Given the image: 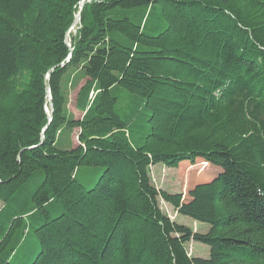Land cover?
<instances>
[{"label": "trees", "instance_id": "trees-1", "mask_svg": "<svg viewBox=\"0 0 264 264\" xmlns=\"http://www.w3.org/2000/svg\"><path fill=\"white\" fill-rule=\"evenodd\" d=\"M83 1L0 0V264L26 231L40 238L31 264H264V0H85L73 27ZM154 19L166 26L151 35ZM76 72L89 78L81 119L63 86ZM118 87L150 112L139 144ZM64 128L81 130L78 147L58 148ZM199 159L221 169L187 198L153 184L151 166ZM83 166L104 168L93 188ZM40 171L30 201L1 219Z\"/></svg>", "mask_w": 264, "mask_h": 264}, {"label": "rangeland", "instance_id": "rangeland-1", "mask_svg": "<svg viewBox=\"0 0 264 264\" xmlns=\"http://www.w3.org/2000/svg\"><path fill=\"white\" fill-rule=\"evenodd\" d=\"M166 24L161 20L154 19L147 28V33L151 35H156L165 28ZM77 77L80 80V74L68 73L63 81L64 89L68 95V112H71L74 109V94H72L73 83ZM114 94L118 97V102L116 104V111L123 115L124 118L128 119L130 116H135V123L133 126L129 127L128 130L131 132V140L135 144H139L144 141L146 135L149 133V124L147 119L150 115V112L145 108V99L139 95L132 94L127 90L118 87L114 91ZM72 130L64 128L63 137L67 140L71 138ZM58 144V148L64 149L65 142L62 138ZM203 160H197L195 165H192L189 161H184L178 168L168 167L163 164H158L151 166V178L153 184L162 190H166L170 193H183L187 198V193L189 189L193 188L196 184L204 181L211 180L217 173L219 167L214 166L213 169L211 166L202 165ZM104 168L95 167V166H83L78 172V180L88 189L93 188L101 174L103 173ZM44 174L42 171L36 173L32 179L25 185L20 193H18L12 200H10L9 207L1 216V219L9 217L15 211L21 209V205L30 201L33 191L41 183ZM5 204V203H4ZM161 208L163 211L168 214L172 220L186 225L192 228L195 232L206 233L210 229V225L206 223H201L195 221L193 218L187 215L179 214L173 206L170 204L161 201ZM26 225L34 224L37 221V216H26L25 217ZM190 255L195 257L209 258L210 247L206 244L197 241H191L188 245ZM40 238L33 231H26L22 242L18 245L16 251L11 257V260L14 264H31L37 257L40 252ZM17 254V255H16ZM16 255V256H15Z\"/></svg>", "mask_w": 264, "mask_h": 264}, {"label": "crops", "instance_id": "crops-1", "mask_svg": "<svg viewBox=\"0 0 264 264\" xmlns=\"http://www.w3.org/2000/svg\"><path fill=\"white\" fill-rule=\"evenodd\" d=\"M80 74V80L77 79V77H75V80H74V83H73V91H72V94H74V109L75 110H72L71 112H69L71 115L74 116V118L76 119H81L84 115V113L79 110L77 108V100H78V95H79V92L81 90V88L87 83V81L89 80L88 77H85L81 72H76V74ZM80 129H74L72 131V136L71 138H68L67 140L63 137L64 135V130L61 132V134L59 135L58 137V141L57 143H59L60 141H62V138L65 142V146H69V147H64V150H67V149H72V148H76L79 146L80 142H79V139H78V136H79V133H80ZM58 146V144H57ZM5 204L3 202H0V211L4 208Z\"/></svg>", "mask_w": 264, "mask_h": 264}, {"label": "water", "instance_id": "water-1", "mask_svg": "<svg viewBox=\"0 0 264 264\" xmlns=\"http://www.w3.org/2000/svg\"><path fill=\"white\" fill-rule=\"evenodd\" d=\"M84 1H85V0H84ZM84 1L81 2L80 11H79V14H78V16H77V19H76L75 22H74L73 27L76 26V25L80 22V20H81V14H82V11H83V8H84ZM69 32H70V31H69ZM69 32H68V35H69ZM69 45H70V43H69ZM48 96H49V100H50V107L52 108V111H53L52 95H51L50 88H49V90H48ZM47 111L49 112V108H48V107H47ZM50 120H52V113H50ZM46 128H47V127H46ZM46 128H45V129H46Z\"/></svg>", "mask_w": 264, "mask_h": 264}]
</instances>
